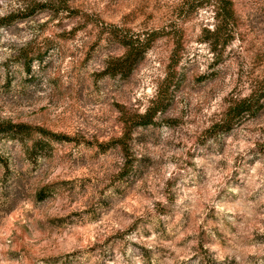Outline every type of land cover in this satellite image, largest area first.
Returning a JSON list of instances; mask_svg holds the SVG:
<instances>
[{"label":"rangeland","instance_id":"obj_1","mask_svg":"<svg viewBox=\"0 0 264 264\" xmlns=\"http://www.w3.org/2000/svg\"><path fill=\"white\" fill-rule=\"evenodd\" d=\"M181 2L0 0V18L35 11L0 26V122L68 138L34 157L0 138V264H264V106L212 128L264 87V0H232L220 58L210 7L183 21ZM112 25L161 33L128 77L108 73Z\"/></svg>","mask_w":264,"mask_h":264},{"label":"trees","instance_id":"obj_2","mask_svg":"<svg viewBox=\"0 0 264 264\" xmlns=\"http://www.w3.org/2000/svg\"><path fill=\"white\" fill-rule=\"evenodd\" d=\"M180 6L182 20H186L190 14V8H202L209 6L213 13L212 29H204L202 41L207 43L209 49L216 58H220L224 49L231 44L236 36L239 26V19L235 12L232 0H182ZM30 8L17 12H10L0 18V26H10L27 18H31L35 11ZM110 41L116 43L124 51L123 54L113 60L108 68L111 76L128 77L143 60L145 54L152 48L155 41L161 37L158 30L142 31L131 33V30L110 26L108 32ZM175 47L180 46V39L174 43ZM176 50H173L172 58ZM264 106V87L253 92L247 97L229 105L222 118L213 125L214 130L221 133H229L245 117H254ZM164 109L161 94L145 113L137 114L125 120V131L117 140L118 145L125 146V137L135 128L152 125L157 112ZM0 138L17 140L26 147L27 156H36V152L44 151L50 146L49 141H67L68 138L62 135L51 133L42 128H33L22 123L0 122ZM47 147V148H46ZM42 191L38 195H42Z\"/></svg>","mask_w":264,"mask_h":264}]
</instances>
